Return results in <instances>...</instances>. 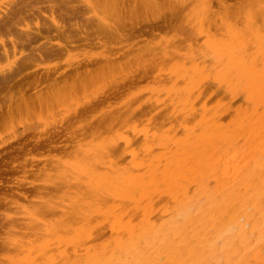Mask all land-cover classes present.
<instances>
[{"label": "bare ground", "instance_id": "obj_1", "mask_svg": "<svg viewBox=\"0 0 264 264\" xmlns=\"http://www.w3.org/2000/svg\"><path fill=\"white\" fill-rule=\"evenodd\" d=\"M187 1L185 2L187 3ZM212 1L214 0H193L194 6L189 10V13H184L185 15L189 14L186 27L188 31L185 38L189 40L190 45H186L187 42L184 43L186 47L188 46L186 53L189 52L194 56L201 55V53L207 55L204 57L212 61V74L207 72V63L202 65V62L199 63L197 60L198 63L195 61L190 65V60H194L193 56H191L192 59L186 61L184 59L186 57L183 58V55H179V58L176 57L175 64L170 65H173V71L168 73L169 78L173 80L172 86L166 90L165 87L167 86L165 85L163 87L165 91L160 90L166 93L165 98L157 95L154 99L149 97L151 99L147 101L148 105L156 107L160 105L161 108L163 106L166 109L168 122L165 126L162 127V125L155 122V114H150L148 120L146 117H144L146 119L143 118L144 120L141 118L134 120L133 117L136 113L131 112L133 109L129 110L131 114L127 115L128 118L124 125L122 124L124 128L120 133L113 135L105 142H98L82 149L78 148L80 151L76 152V155H71L68 161L60 164L58 172L54 173L53 177H49V185L51 188H59L63 204L58 206L52 204L44 208L41 207V204L42 212H40V210L37 211L35 206H32L31 201L33 202V200L29 202L32 205L24 209L25 211L23 210L24 213H21L20 218L15 217L18 219L17 221L11 223L10 237L5 238L3 235L5 240L2 238L3 236H0V240L3 239L2 242L0 241L1 246L7 244V247L9 246L8 248L11 250L10 252H12L11 256L10 252L7 254L9 256L7 264H264V0H237L231 1L232 3H230V0H215L216 8H213ZM67 2L65 1V3ZM118 2L119 5H123V0ZM131 2L136 3V5H132L135 10L136 8L138 10L143 8L157 11L159 7L167 6L166 15L162 16L161 20L158 19L157 22L153 21L154 27H151V31L154 29L162 30V28H168L169 26L172 28L171 24L174 25L172 21H177L178 17L182 18L184 16L183 18H185L182 13V16H177L178 11L174 10L179 8L174 9L176 7L173 6L174 3L171 0H131ZM62 3L61 7L64 5V2ZM128 3L126 2L124 5H129ZM18 7L20 8V6ZM29 7H32V5ZM69 7L65 6L64 8L70 10L71 7ZM128 11L132 13L131 10L127 9L126 12ZM33 13H36V11ZM122 13H124V10ZM133 13L135 14V12ZM29 15L25 14L28 18ZM31 15L30 17H32ZM155 16L154 18L157 17ZM130 19L126 23H132V21L129 22ZM99 20L96 19L97 22ZM48 22L50 23L49 20ZM13 23L14 21L9 18H0V34L1 32L4 34V31V35H7L14 31L13 29H16L14 31L16 33L17 27L14 28L15 26L12 25L13 28H10ZM49 23L45 24L47 27L45 25L40 27L42 30L37 28L36 31L38 32H34V34L31 32V34L26 35V32H24V35L21 34L23 31L18 32V30L17 35L20 40L30 42L31 45H36V42L39 45L38 41L42 43V39L43 41H47V38L50 40L49 36H51L52 30L48 26ZM135 23L137 22L135 21ZM145 23L144 25L147 27L148 24ZM127 25L125 26L129 30L126 27L127 31L123 33L112 32L111 34L114 36H111L110 40H115V37H118L120 41L127 40L130 37L135 38L134 29L140 27V22L138 26L136 24V26ZM92 26L90 28L95 30ZM94 26L97 27V25ZM9 28L12 29L10 32H8ZM114 28H117V26ZM98 29L100 30V28ZM175 30H180V28ZM61 32L58 33L61 34ZM145 33L144 31V35ZM105 35H103L104 38L108 36ZM37 39L40 40L37 41ZM199 39L202 40L201 45H198ZM20 40L17 41L20 42ZM25 42L21 45H25ZM179 43L176 44L175 42L176 45ZM45 44L40 45L44 46ZM180 44L178 47L182 48V44ZM40 45L39 48H41ZM176 45L174 46L178 49ZM37 48L36 50H38ZM43 48L42 50L39 49L40 51L38 50L39 54H35L36 57L39 56L40 59L43 57L49 60L56 52H53L50 48ZM151 50L149 49V51ZM171 50L168 52H171ZM178 51L175 50V52ZM163 52L164 50L161 53ZM34 53L36 51H33L32 55ZM127 53L125 54L129 55V52ZM132 53H130L131 56L134 54ZM139 54L137 53V55ZM162 55L168 56L170 54L164 52ZM153 56L151 57L153 58ZM27 57H30L29 59L26 58L28 60L32 58L31 54H28ZM36 57L35 60H39ZM199 57L197 58L199 59ZM110 60L106 61L105 59L102 63L106 61V68L110 67L111 69L113 63ZM115 60L117 61V59ZM202 60L204 62V59ZM34 61L32 58V62ZM118 61L120 62V60ZM90 63H86L85 68L90 67L92 64ZM136 64L139 65L137 62ZM123 65L124 63L121 66ZM19 66L21 65L19 64L17 69ZM135 66L134 64V68ZM145 67L139 70V72L142 71L143 76L148 75L147 69H150V67L147 69ZM85 68L84 65L83 68L81 66L80 71L83 72ZM135 69H138L137 66ZM88 70L90 71L91 68L86 70L89 74ZM95 71L97 70L95 69L92 72ZM47 72L46 75L44 74L45 76L34 74L32 80L28 78L30 81L28 85L30 87L34 86L33 89L35 90H40L41 86L46 85L45 88L43 86L42 90H49L47 88H51L53 85L48 84V82H54L55 79L52 80L48 69ZM81 72L79 74L77 72V75L79 76ZM107 72L109 71L107 70ZM116 72L119 74L118 71ZM125 72H127V69ZM151 72H154V70H151L149 74ZM159 73H164V71ZM105 74L107 73L105 72ZM131 74L135 77L134 73ZM76 76L75 78H77ZM69 77H71V74ZM137 77H139L138 74ZM145 78L147 77L145 76ZM128 79L126 80L128 81ZM3 82L4 86L6 85L5 87L8 88L6 90L10 92L23 87V90L20 89L23 97V91H27L28 88L29 91H32V88L27 86L24 90V84L27 85V83H22L23 86L22 84L17 86L19 83L12 76L7 75ZM125 82L124 84H126ZM209 82L213 83L211 86L215 84L218 85L219 90H223V93L220 92L222 96H218L216 100L215 98L212 99V94L206 93L205 85ZM46 83L51 86L47 87ZM36 86L41 88L36 89ZM210 87L209 89H214ZM55 88L53 91H55ZM74 88L76 87L74 86ZM39 90L33 93L41 92ZM58 93L60 92L58 91ZM44 94L47 93H43V97ZM54 94L56 95V92ZM38 95H34L35 101L38 100L37 106L48 108L50 102L46 103V100L44 98L41 100ZM55 98L57 99V97ZM60 99L61 96L57 101ZM141 101L140 103H143ZM90 107L92 106L86 108L89 109ZM84 112L80 110V113H77ZM87 112L84 114H87ZM120 118L123 119V117ZM105 123L107 122L105 121ZM103 124L102 122L101 125L105 129L107 125L103 126ZM97 130L99 132L98 128ZM87 131L91 132L90 130ZM103 131L105 133V130ZM64 132H61V137H63ZM114 133L116 132L114 131ZM64 136L68 138V136ZM49 138L54 140V138L48 137L44 147H51L50 149H52V146L58 140L53 141ZM91 140L94 141V139ZM37 145L34 147L38 148L40 146ZM54 147L59 148V146ZM123 155L128 156L123 159ZM53 169L54 167L51 170ZM15 192L17 194L15 196L22 193L16 190ZM45 194L47 195V193ZM24 196L22 197L24 198ZM26 196L28 197V195ZM39 198L41 199V197ZM35 204L38 203L35 202ZM46 213L54 219L49 220L50 217ZM6 214L8 215V213ZM5 246H3V249L7 248ZM9 250L7 249L6 252ZM3 252L5 253V251Z\"/></svg>", "mask_w": 264, "mask_h": 264}, {"label": "rangeland", "instance_id": "obj_2", "mask_svg": "<svg viewBox=\"0 0 264 264\" xmlns=\"http://www.w3.org/2000/svg\"><path fill=\"white\" fill-rule=\"evenodd\" d=\"M29 1L30 0H0V18H9L11 21H14V23L11 24L10 28H13L12 25H14L15 26L14 28L17 27V29L19 30V31L17 30L18 32L23 31V33L21 32V34H24V32H26V35L31 34V32H32V34H34V32H38V31H36L37 28L39 29L40 27H44L45 24L49 23L48 22V20H49L50 23L48 26L51 27L50 29L52 30V33L50 34L51 36H49L50 40H48L49 38H47V41H49V42H47L45 40L43 41V39H42L41 40L42 43H40V41H38L40 39H37L39 45L45 44V43H47V44H45L44 46L40 45L41 48H39V45H37V42H36L35 44L37 46L32 44L33 47L35 46L34 50H33V47H32L30 42H29L30 43L29 44V43L23 41V39H21V40L19 39V37L17 35L18 34L17 31H16V33L14 32L16 29H13L14 31H11L12 29L10 30V28H9L8 32H10V31L11 32L8 33L7 35H4L5 34L4 31H3L4 34H2V32H1V34L4 36H2L0 34L2 36V37L0 36L1 37L0 38V236L4 235L5 238H9L11 235V234H9L10 228H11V223L13 224L15 221H17L18 219H16V218H20V216L25 211L24 209H27L32 204H33L32 206H35L37 211L40 210V212H42L41 207L44 208L45 206H49L52 204L54 206H58V205L63 204L61 194L58 190L59 188H56V187L51 188V186L49 185V179L51 177H53V175H55L58 172V170L60 169V164L68 161L71 158V155H73V154L76 155L77 154L76 152L80 151V150H78V148L82 149L85 146H89V145L92 146L98 142H105V141H107V139L111 138L113 135L120 133L121 130H123V128H124L123 125L128 118L127 115L131 114V112H133L134 114L136 113L135 114L136 116L134 115V117H133L134 120H138V118H141L142 120L147 118V120H148L150 118V114L151 115L155 114L156 117L154 116V120L156 123L162 125V127L167 124L168 121L166 118V116H167V113L165 112L166 109L163 108V106L161 108L160 105L157 107L150 105V104L148 105L147 101L151 98L154 99L157 95H161L162 98H165L166 93L162 92V91H165L163 87H165V85H166L167 87H165V89L168 90L173 84V80L170 79L169 75H168V73L170 71H173V67H172L173 65L172 66H170V65L175 64V62L177 61V58H179V55H183L182 56L183 58L186 57V58H184V59H186V61H189L190 59H192L194 57V60L193 59L190 60V62H189L190 65L195 61L197 62V60L199 61V63L202 62L201 63L202 65L207 63V65L205 64L207 66V72L212 74L211 73L212 61L208 60L209 58L204 57L207 55L201 53V55H198V56H200L198 59L197 58L198 56H194L193 54H191L189 52L186 53L187 47H188V46L186 47V45H190L189 40H187L185 38L187 36L186 34L188 31L186 29V27H187V23H188L187 19L189 18V14H187L188 15L187 16L184 13L185 12L189 13V10L194 6L193 0H188L187 3L185 2L186 0H180V1L171 0V1H173L172 3H174L173 6L176 7L174 9H177V7L179 8L177 10H174V11H178L177 16H180L182 13V15H185V18H183L184 16L182 18L178 17L177 18L178 20L176 19L177 21H175V20H174V22L172 21V23L175 25L174 26L171 24L172 28H170V26H169L168 27L169 29L168 28H162V30L161 29H154L153 31H151V27H154L153 21L157 22L158 19L161 20V17L166 15V11L168 10L166 8L167 6H161V7H159V10H157V11L153 10V9L147 10V9H143V8H141L139 10L136 8V10H137L136 11L134 6H132V5H136V3L131 2V0H128L129 3L127 0H125V2L123 0V5L126 2L129 4V5L125 4L124 6L119 5V2H118L119 0H116V1L115 0H63V1L60 0L61 3L64 2V5L68 4V5H65L66 7L70 6L72 8L71 9L69 7L70 10H68L67 8H64L65 7L64 5L61 7V3L59 0H39V1L38 0H34V1L32 0L30 2ZM57 1H59V2H57ZM65 1L66 2L68 1V2L65 3ZM105 1H107V2L105 3ZM231 1L234 2L237 0H230V3H232ZM161 3H162V1H161ZM24 4H25V6H24ZM22 5H23V8H22ZM31 5H32V7H29ZM116 5H117V7H116ZM182 5H184V6H182ZM212 5H213V8H216V1L215 0L212 1ZM18 6H20V8ZM56 6L61 8V9L57 8ZM120 6H121V8H120ZM24 7H26V8H24ZM38 7H39V9H38ZM53 7H54V9H53ZM164 7H165V9H164ZM55 8H57V9H55ZM132 8H134V9H132ZM122 9L124 10V13H122V11H123ZM127 9L131 10L132 13H130V11L126 12ZM34 10L36 11V13H33V12H35ZM120 11H121V13H120ZM14 12H15V16H14ZM51 12H54V13H51ZM133 12H135V14ZM24 13L27 14V16L29 14L30 15L32 14L31 15L32 17H30V15H29V18H28L25 16ZM128 13L130 15L131 14H133V15H131V17H130V15ZM157 13H159L160 15H158ZM10 14H11V16H9ZM33 14H35V15H33ZM36 14H38L40 17ZM40 14H42V15H40ZM69 14H71V15H69ZM125 14H126V16H125ZM18 15L19 16L21 15V17H19ZM95 15L99 16L101 19L99 20V17L97 18ZM5 16H7V17H5ZM36 16L38 17V19ZM116 16H118V17H116ZM123 16H124V18H123ZM154 16L156 18H154ZM17 17H19L20 19ZM68 17L70 20L68 19ZM125 17H128V18H126L127 20L125 19ZM144 17H145V19H144ZM158 17H160V18H158ZM24 18H26V19L24 20ZM40 18H42V19H40ZM43 18L44 19L46 18V19L44 20ZM121 18H122V20H121ZM96 19L99 20L98 21L99 24L96 21ZM128 19H130L129 22L132 21V23H126V22H128ZM150 19H151V22H150ZM110 20H111V22H110ZM104 21H106L107 25H106V23H104ZM135 21L137 23H135ZM138 21L140 22V25H139L140 27L136 28L137 30L134 29L135 38L130 37L127 40H125V39L122 40L123 42L120 41L118 37H115L116 38L115 40H113V39L110 40V37L114 36L111 34L112 32L113 33H123L125 31H127L126 30V27L128 26L127 24H130V26H136V25L138 26V24H139ZM110 23H112L111 26H110ZM144 23L146 25L148 24L147 27L144 25ZM176 23H177V25H176ZM119 24H120V26H119ZM37 25H38V27H37ZM91 25H93V26L97 25V27L94 26L95 28L92 26V28L95 30H92L90 28ZM125 25H127V26H125ZM150 25H152V26H150ZM45 26L47 27V25H45ZM107 26H109V27H107ZM116 26H117V28H114ZM122 26H123V28H122ZM144 26H145V28H144ZM148 27H150V28H148ZM96 28H97V30H96ZM98 28H100V30ZM179 28L182 32L180 30H175V29H179ZM55 29H56V31H54ZM121 29H123V30H121ZM127 29L129 30L128 27H127ZM148 29H150V30H148ZM184 30H185V32H184ZM57 31L58 32L62 31V32H61V34H59ZM99 31H102V32H99ZM141 31L143 32V34H141L142 33ZM144 31L146 32L145 35H144ZM12 32H14L16 35ZM27 32H29V33H27ZM180 33H181V35H180ZM105 34L108 35L107 37H105L106 39L103 36ZM173 36H174V38H173ZM181 36H182V38H180ZM181 39H182V43H181ZM17 40H20V42L23 41L21 43L24 44V42H25V45L28 44L29 46L21 45V43ZM105 40H107V41H105ZM103 41H105V42H103ZM179 41L182 45L179 43ZM33 42H35V41H33ZM175 42H176V44L179 43L182 48L178 47L179 44L176 45ZM172 43H173V45H172ZM184 43H186V45ZM201 43H202V40L199 39L198 45H201ZM158 44H161L162 46L158 45ZM17 45H18V47H17ZM46 45H47V47H46ZM110 45L111 46L113 45L112 46L113 48ZM174 45H176V47H178V49L175 48ZM30 46L32 48V49L29 48L31 51L28 49V47H30ZM42 46L45 48L52 49L53 52L56 51L57 54L55 52L53 55L54 57L53 56H51V58L49 57L50 58L49 60L44 59L43 57H42V59H40L41 57L39 58V56L36 57L35 54L38 55L39 54L38 52L40 50L44 49ZM36 47H38L37 49L38 50L40 49V50L39 51L36 50ZM153 48H154V50H153ZM169 48L172 49V50L170 49L171 52H168V51H170ZM149 49L150 50L152 49V50L149 51ZM140 50H143V51L140 52ZM163 50L165 53L170 54V55H168V56L162 55L164 53V52L161 53ZM175 50L176 51L179 50L178 51L179 53L175 52ZM33 51H36V53H34L32 55ZM29 52H32V53H29ZM127 52H129V55H126V54H128ZM132 52L134 54L136 53V55L134 56V54ZM149 52L151 54H148ZM154 52H155V54H153ZM181 52H184V53H181ZM110 53H112L111 54L112 56L110 55ZM130 53H132L133 55L131 56ZM137 53L138 54L140 53V54L137 55ZM185 53H186V55H185ZM28 54H31L33 61L35 60V57H36V59L39 58V60H35L34 62H32V58L30 60H28L30 58V57H27ZM149 55H151V56L154 55V56L152 58ZM155 55H157V56H155ZM175 55H177V56H175ZM202 55H203V58H202ZM104 56H105V58H104ZM191 56H193V57H191ZM167 57H170V58H167ZM26 58H28V59H26ZM101 58H102V60H101ZM166 58H167V60H166ZM25 59L28 60L27 62L29 64L31 62L32 63L30 65L27 62L24 64V62L26 61ZM105 59H106V61H108V59L109 60L111 59L110 61L113 63L112 64L113 67H111V69H110V67L106 68L107 67L106 61L103 62L104 64L106 63L105 65L102 63V61ZM115 59H117V61ZM127 59H129L131 62L129 60L127 61ZM202 59H204V62ZM206 59H207V61H206ZM118 60H120V62L122 61L124 63V65L121 66L123 63L121 62V64H120V62ZM21 61H22V64H21ZM135 61L137 63H139V65L136 64ZM133 62H135L134 64L137 66L138 69H135L136 66L134 68ZM86 63L87 64L90 63L91 64V65L89 64L90 67L87 65L88 67L86 66L87 68H85ZM167 63H168V65H167ZM19 64L21 66L18 67V69L20 68L18 71L17 66ZM26 64H28L27 65L28 67L29 66H31V67H29V68H26L27 66L24 67ZM83 65H84V68L86 70L91 68L90 71L88 70L89 74L85 69H84V71L82 70L83 72L80 71L81 70L80 68H81V66L83 68ZM100 66H102V67H100ZM142 66L143 67L146 66L145 67L146 69L150 67L149 70L147 69L148 75H145L147 78L149 77L148 79L142 75V71L139 72V70L143 69ZM23 67H24V70H23ZM161 67H163L166 70L162 69ZM94 68L97 71H95L93 73L92 71L95 70ZM159 68L161 69L160 71H159ZM171 68H172V70H171ZM47 69L50 72L49 75L52 77V80L55 79L54 82L51 81L50 83L48 82V84H51L54 87L51 85H48L46 83L48 85L47 87L51 86V88L46 87L49 90L45 89L46 90L45 91V90H42L43 86H44V88L46 86V85H43L45 83L42 84L43 86L40 85L42 88L39 86L41 88L40 89L41 92H38V93H40V95H38V93H35V94H37L41 100L44 98L46 100V103L50 102L48 104V106H49L48 108L43 107V106H42V108H40L39 106H37L38 100L35 101L36 100L35 96H34L35 94L33 93L34 91H38L39 89L35 90V89H33L34 86L30 87V85H28V84H30L29 80H32V78L37 74H39V75L42 74V76H45ZM126 69H127L128 73L125 72ZM101 70H103V71L101 72ZM107 70L110 73L107 72ZM128 70H130V71H128ZM131 70H132V72H131ZM151 70L152 71L154 70V72H151V74H149V72ZM72 71H74V72H72ZM85 71H86V73H84ZM116 71H118L119 74H117ZM121 71H123V72H121ZM161 71L162 72L164 71V73H159ZM77 72H78V74H79V72H81V74H80L81 76L80 75L78 76ZM90 72H91V74H90ZM105 72L108 74V76H107V74H105ZM156 72H158L160 75L158 73L156 74ZM165 72H167V74H165ZM82 73L84 74L83 76H82ZM131 73H134L135 77H133L132 76L133 74H131ZM47 74H48V72H47ZM70 74H71L72 78L69 77ZM87 74L89 76L91 75L92 79ZM137 74L139 77H137ZM7 75L12 76V77H14L15 80H17V83H19V84H17V86L22 84V83L23 84L27 83V85L24 84V86H25L24 90L26 89V86H27V87L32 88V91H29V88L27 89L28 92L23 91L24 97L22 96V93H21V91L23 90L22 89L23 87H21V88L19 87L20 89H22L21 91H20V89H17V88H16V90L14 89L16 93L14 92V90L12 92L7 91L8 88L5 87L6 85L4 86V82H3V80L5 78H7ZM85 75H87V76H85ZM163 75H164V77H163ZM75 76L77 78H75ZM103 76H105V77H103ZM129 76H130V78L132 76V78L130 79ZM158 76H159V78H158ZM123 77H125V78H123ZM28 78H29V80H28ZM80 78L83 80H81ZM134 78H135V80H134ZM84 79H86V80H84ZM126 79H128V81ZM123 80H125L126 82ZM64 82H65V84H64ZM124 82L126 84H124ZM128 82H130V83H128ZM212 82H209L208 84H206L208 86L205 85V88L207 91L206 93L212 94L213 95L212 99L215 98V100H216L218 96H222L223 90H219L218 85L216 86L214 84V86L213 85L211 86V84H213ZM23 84H22V86H23ZM74 86L76 88H74ZM122 86L124 89L122 88ZM39 87L36 86V89ZM209 87L210 88L213 87L214 89H209ZM215 87H217V88L215 89ZM54 88H55V91H53ZM84 88L86 91L84 90ZM9 90H11V89H9ZM17 90H19L18 91L19 93L17 92ZM83 90H84V92H83ZM114 90H115V92H114ZM153 90H155L156 93ZM160 90H162V91H160ZM51 91L53 92V94ZM58 91L60 93H58ZM158 91H160V92H158ZM212 91H213V93H212ZM221 91H222V93H220ZM9 92H10V94H9ZM55 92H56V95L58 94L57 96L54 94ZM147 92H148V94H147ZM215 92H216V94H215ZM26 93L29 95H27ZM43 93H47V94L46 95L44 94V97H43ZM17 94H19L20 96ZM53 95H55V96H53ZM32 96H33V98H32ZM60 96H61V99H60L61 101L60 100L57 101L60 98ZM107 96L108 97L110 96L111 98L110 97L108 98ZM113 96H115V97H113ZM55 97H57V99ZM149 97H151V98H149ZM31 98H32V100H31ZM107 99H109V100H107ZM141 100L143 101V103H140ZM100 101L102 103H99ZM90 105L92 107H90L89 109L86 108V107H89ZM93 106H94V108H93ZM82 108H85V109H82ZM91 108H93V109H91ZM160 108L163 110V112ZM86 109H88V110H86ZM132 109H133V111L130 112L129 110H132ZM80 110H81V112H82V110H83V112L85 111L84 113H86L87 111H89V112H87V114H84V113L78 114V113H80ZM76 114H77V118H76ZM137 114H139L140 116H138ZM80 115H82V116L79 117ZM112 115H114V116H112ZM120 117H123V119H121ZM144 117H146V118H144ZM117 119H118V121H117ZM113 120H115V121L113 122ZM105 121L107 123H105ZM102 122L104 123L103 126L107 125L108 127L105 126V129H104V127H102V125H101ZM63 128H65L67 130H65ZM88 128H90V129H88ZM97 128L99 129V132H98ZM106 129H107V131H106ZM64 130H65V132H64ZM87 130H90L91 132H89ZM103 130H105V133ZM114 131L116 133H114ZM61 132H64L63 137L60 136L62 134ZM70 134H71V136H70ZM64 135L68 136V138H66ZM83 135H85V136H83ZM57 136L60 140L57 138ZM74 136H75V138H74ZM87 136H88V138H87ZM48 137L54 138V140L57 139L58 141L55 142V144L56 143L57 144L56 145L54 144V146H59V148L54 147V146H52V149H50L51 147L45 148L44 147L45 142H47ZM73 139H75V140H73ZM91 139H94V141ZM49 140H53V139L49 138ZM37 144H39L40 146ZM78 144H80V145H78ZM82 144H83V146H81ZM36 145L39 147L35 148L34 146H36ZM75 150H77V151H75ZM127 156L128 155H123V159H126ZM60 157H61V160H60ZM53 167H54V169L51 170ZM38 170H39V172H38ZM44 170H45V172H44ZM43 172H44V175H43ZM44 182H46L45 183L46 186H45ZM36 183H37V185H36ZM41 183H43V184H41ZM48 186H50V187H48ZM24 189H25V191H24ZM15 190L17 192L20 191V193L22 192L21 195L15 196V195H17V194H15L16 193ZM12 193H14V194H12ZM45 193H47L48 196ZM35 194L37 197L35 196ZM43 194H45V195H43ZM26 195H28V197ZM57 195H60V196L58 197ZM22 196H24V198ZM38 196L41 197V199ZM30 197H32V198H30ZM45 197H47V198H45ZM50 199H51V202H50ZM5 200H6V202H5ZM31 200H33V202ZM30 201L32 204L29 203ZM57 201H59V202H57ZM35 202H37L38 204H35ZM41 204H42V206H41ZM5 210H7V211H5ZM83 210H85V209H83ZM2 213H4V214L2 215ZM5 213H8L9 217L7 214L5 215ZM47 215L50 217L49 220L54 219V217L50 216L49 214H47ZM45 217L47 218V216H45ZM46 218H44V219H46ZM71 219H74V218H71ZM6 231H8V233H6ZM4 236L2 237L3 239H5ZM3 239H1V240H3ZM1 242H0V247L3 249V246H5V245L1 246ZM5 247H7V244ZM8 247L3 249V251H5V253L3 251H1L2 249L0 248V264H7V258L9 257L7 254H9V252L11 251V250H9ZM7 249L9 250L8 252H6ZM10 253H11L10 254V256H11L12 252H10ZM4 254H6L7 256ZM57 255H59V254H57ZM3 260H5V261H3Z\"/></svg>", "mask_w": 264, "mask_h": 264}]
</instances>
